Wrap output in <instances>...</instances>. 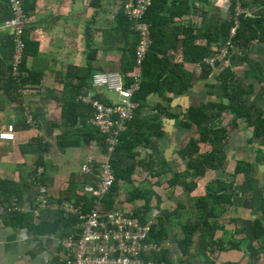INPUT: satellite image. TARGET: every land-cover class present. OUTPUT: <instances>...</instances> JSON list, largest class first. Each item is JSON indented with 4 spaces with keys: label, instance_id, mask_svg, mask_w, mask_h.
Instances as JSON below:
<instances>
[{
    "label": "crops",
    "instance_id": "crops-1",
    "mask_svg": "<svg viewBox=\"0 0 264 264\" xmlns=\"http://www.w3.org/2000/svg\"><path fill=\"white\" fill-rule=\"evenodd\" d=\"M125 1L35 0L34 9L29 12L34 20L26 27L24 57L19 65L20 74L16 76L12 72L13 36L11 29L5 26V21L12 17V10L7 0H0V127L13 123L17 135L14 141L0 140V264H66L69 251L59 240L75 230L77 215L49 207L36 212L35 207L40 185H44L50 201L72 200L85 210L90 208L92 194L87 187L96 186V173H84L81 167L90 152L98 153L101 148L82 144L62 150L59 135L82 125L78 122L72 126L63 121V105L77 93L79 85L88 86L82 91L92 89L95 72L120 71L125 82L130 80L135 59L129 48H134L138 41L135 29L124 25ZM242 4L247 15L264 12V0H242ZM232 9V0H167L159 14L153 7L148 20L151 26L157 22V46L168 50L166 55L172 69L183 65L190 75V86L176 93L153 92L147 97V104L137 109L136 121L144 120L155 130L158 121L163 136L153 135L147 144L138 147L132 181H121L118 199L127 210L139 209L145 204L142 194L152 192L147 195L150 196L149 213L157 211L159 216L167 211L170 216L169 237L160 244L173 264H207L206 254L215 264L249 261L246 247L217 250L215 255L203 254L196 251L194 242L196 246L190 249L189 257L181 253L178 240L184 236L183 225L198 218L197 200L206 197L209 189L219 191L221 183L232 184L226 191L233 193L235 203L218 218L221 226L215 232V238L226 245L244 240L246 245L253 236L252 221L264 213L262 202L254 196L258 193L264 197V144L254 138V126L246 116L235 117L229 110H225L217 122L221 121L227 128L226 134L218 135L213 141L199 142L195 154L201 156L216 147V155L224 168L190 170L186 178L190 189L181 183H169L174 178L173 171L181 173L187 167L188 159H184L180 151L191 138H199L196 125L186 128L180 124L182 118L202 104L229 103L221 78L226 70L241 78L245 87H252L246 98L262 109L264 116V36L253 40L248 47L236 46L230 56L211 67L209 73L199 62L184 60L183 40L192 38L193 45L205 46L209 38L223 33ZM185 28L192 31L186 34ZM193 36H197L195 40ZM224 38L220 35V41L211 44L212 50L218 48ZM86 73L89 80L83 81ZM10 74L22 87L12 91L6 80ZM29 76L35 80L39 77V81L23 83L22 77ZM80 93L76 95L77 100ZM99 95L109 102L118 100L116 92L101 90ZM78 118L81 119V115ZM134 131L142 132L138 122L131 127V132ZM98 157H102L100 152ZM39 160L44 171L37 176ZM239 163L249 166L236 172ZM250 178L255 179L252 187ZM69 186L75 187L71 197H63ZM132 192L138 197L130 199ZM209 201L215 204L212 197ZM16 205L20 208L15 209ZM226 207L221 203L217 209L221 211ZM71 217L77 218L76 223ZM194 237L196 239L197 235ZM258 262L264 264V251L259 252Z\"/></svg>",
    "mask_w": 264,
    "mask_h": 264
},
{
    "label": "trees",
    "instance_id": "trees-1",
    "mask_svg": "<svg viewBox=\"0 0 264 264\" xmlns=\"http://www.w3.org/2000/svg\"><path fill=\"white\" fill-rule=\"evenodd\" d=\"M34 3L35 0H26V3L24 1V9L28 15H30L29 12L34 9ZM166 3L167 0H153L152 4L148 7L145 13V20L148 21L149 19H151L150 16H152L154 12L153 7H156V14H159L165 7ZM123 14L125 16L124 20L126 22L124 24L125 27L127 25L126 28H130L132 26L135 29L134 20L129 18L127 13L124 11V5ZM241 19L242 24L233 39L235 46L248 47L253 40H261L263 38L264 12H260L255 15H247V13H245ZM157 25V22H153L151 26V34L153 41L143 63V78L141 82V87L134 95V99L139 102V108H142L144 105L147 104V97L153 92H162V90H168L176 93L190 86V75L183 69V65L178 64L177 67H174L172 69V66L168 61V56L166 55L168 54V50L166 48L157 46L155 37V35L157 34L155 32V26L157 27ZM231 25V19H229V22L224 24V30L222 34L225 38L221 41L222 43L228 37ZM135 31L137 33L138 41L139 33L136 29ZM184 31H186V34H189L192 31V28H185ZM222 34H218V36H213L212 38H209L208 44H206L205 46L193 45L192 38H189V40H186L187 38L184 39V60L191 62H199L200 64H202L204 71L209 73L211 71L212 66L205 61V57L210 55L214 51L211 48V44L213 42H219L220 35ZM208 35L211 34L208 33ZM196 37L197 36H193V39L195 40ZM189 45L191 49H188ZM136 46L132 49L129 48V51H132L134 54V59L136 53ZM243 58H245V56H243ZM88 75L89 74L86 73V75L83 77V81H85L86 79L89 80ZM23 77V83H27L29 81L37 83L39 81V77L38 79L36 78V80L34 77L31 78L30 76L27 78ZM221 78L223 82L224 93L225 96L229 98V103L224 104L212 102L204 105L202 104L199 107L192 108L184 115L185 118H182L180 124L186 128H191V126L195 124L197 132L199 134V138H191L188 144L180 151L181 156L184 159H188V164L186 169L181 173L173 171L174 178L169 181L170 184L181 183L187 189H190L191 184L186 180V178L191 174L190 170H198L199 172L200 168H203L201 171L206 168H224L223 162L216 155V147H214V149H212V151L210 152L202 153L201 156H197L195 154L196 152H198L199 142L207 141L208 139H210V141H213L215 140V138L219 137L218 135L224 136L226 134L227 128L222 125V122L220 121V124H217V122L221 119L222 113L225 110L232 111L235 117L242 115L246 116L248 122L252 126H254V138L264 144L263 111L262 109L258 108V106L255 105L253 102H249V100L247 99L248 97L246 98V96L251 94L252 87H248V85H246L245 87L243 85L244 82L242 81V79L236 77L230 69L226 70L225 74L222 75ZM6 80L9 83V86L12 88V91L19 87H22V84L17 83L15 79L11 76V74ZM85 84L86 83L79 85L76 89L77 93H75V95L71 99L66 100L63 105V121L70 123L72 126L76 125V123L78 122H81L82 125L78 129L69 130L68 132L59 135L58 142L60 143V147L63 150L70 145L78 146L82 144H92L93 140H96L98 142V147H100L101 150L104 152L102 153L101 150H98V153L100 152V154L103 156L107 153V143L105 141V135L102 134L98 128H96L89 122V118L93 114V111L90 108L91 106L85 105L76 98L77 94H79L84 88L88 87L84 86ZM126 85H128V83H126ZM95 93L97 94L96 96L100 97L106 103H111L105 100L102 95H99L98 90H95ZM136 113V116H134V118L130 121L128 125L130 129L127 128V130L120 135L119 143L116 146V150L110 155V161L113 166L116 179L106 199L107 207L114 205L116 202H119V204L121 205L120 200L118 199L119 189L121 188V181H132V175L137 166V162L133 160L135 156L139 154V151H137L138 147L142 144H147L148 138H151L153 135H155L156 137L163 136V131L161 130V123L157 121L155 125L158 126V129L156 130L153 129V127L149 128L144 120L138 119L136 121L139 112L136 111ZM80 115L82 117L81 119L78 118V116ZM134 122H138L140 124L142 132L138 134H136L135 131L131 132V127ZM211 133H213L212 136L214 137L211 136ZM95 153L98 154L97 152ZM142 162L143 161H140V163ZM38 163L39 164L36 165L35 171H38V169L40 168L39 165L40 163H42L41 160H39ZM246 166H249V164L239 163L236 167V172L245 170L247 168ZM227 183H221L222 186L221 188H219V191H213V189H209L208 195H210L209 197L213 198L215 204H213L212 201H209V197H202L197 200V206L199 208L200 214L194 222L183 225L184 236L178 240V245L180 247L181 253L189 257L190 249L195 244L194 242H196L197 244V246L195 244L196 251L203 254L204 252H210V254L215 255L217 250L221 251L229 248L241 249L243 247H246L249 252V261L246 264H261L258 262V259L259 252L264 251V213L261 217L257 219L255 218L252 221L253 236L250 238L249 241L247 240L246 245L242 244L243 241H234L233 243L226 245L215 238V232L221 226L218 222V218L224 213L225 210H227L231 205L235 203L234 199L232 198L233 193H228L226 191L228 187H230L232 184ZM249 183L250 187L254 186L255 179L250 178ZM74 188V186H69V188L63 192V197H71L70 194L72 191H74ZM135 190L137 191L139 189L135 188ZM132 193L133 195H130V199H135L136 197H138L135 196L134 192ZM148 194H151L150 190H148L147 193L142 194V196L145 198V204L141 208L134 210H125L132 211L137 216H140L141 219L145 220L146 215L150 212L151 208L149 203L150 196H147ZM254 196L258 200H260V202H262L261 207L264 211V197L258 193H255ZM255 197L253 198L255 199ZM221 203L226 204V206L228 207L222 208L223 210L218 211L217 207ZM17 212L18 211H15L14 213ZM12 217L15 218V214H13ZM169 217L170 216L167 211H163L157 217L155 222L152 224L149 233V239L151 241L160 244L169 237ZM71 218H73V223H76L77 218ZM244 223H246V221H244ZM71 231H74V229ZM195 235H197L196 239L194 237ZM256 243H258V246L256 245ZM206 255L207 257L205 258L207 264H215V261L210 260V258H208V254ZM155 258L157 259L156 264L161 261H164V264H173L171 258L167 256V251L165 250H162V252ZM223 264L239 263L225 262Z\"/></svg>",
    "mask_w": 264,
    "mask_h": 264
},
{
    "label": "built area",
    "instance_id": "built-area-1",
    "mask_svg": "<svg viewBox=\"0 0 264 264\" xmlns=\"http://www.w3.org/2000/svg\"><path fill=\"white\" fill-rule=\"evenodd\" d=\"M153 0H127L124 11L134 20V27L139 33L135 53V67L131 71L128 85L120 71H99L94 73L92 89L82 91L79 99L91 105L93 114L89 118L90 124L105 135L107 153L101 158L95 152L86 156L81 169L84 173H96V186L87 187L92 194L90 208L85 210L72 200L52 202L47 198L48 189L40 185V194L35 211L43 208L61 209L67 213L77 215L78 223L71 233L63 236L59 242L69 251L66 264H156L155 258L162 252L161 244L151 241L149 233L155 222L157 211L151 212L146 219H141L132 211L125 210L119 202L107 207L106 199L115 182V173L110 161V155L116 150L120 135L127 130L129 122L134 118L139 102L134 99L135 93L140 89L143 78V63L152 44L151 23L144 16ZM231 27L226 40L205 61L216 66L226 60L235 45L233 42L245 8L242 0H232ZM13 16L5 21V26L11 29L14 41L13 74H20L19 65L23 61L25 28L33 15H28L24 9V0H7ZM107 88L116 92L118 100L111 104L105 103L98 96L97 88ZM100 91V90H98ZM101 92V91H100ZM16 129L13 123H6L0 127V140L14 141ZM92 145L98 147L93 140ZM43 168L37 171L40 176ZM15 209L20 207L16 205ZM164 264V261L158 262Z\"/></svg>",
    "mask_w": 264,
    "mask_h": 264
},
{
    "label": "rangeland",
    "instance_id": "rangeland-1",
    "mask_svg": "<svg viewBox=\"0 0 264 264\" xmlns=\"http://www.w3.org/2000/svg\"><path fill=\"white\" fill-rule=\"evenodd\" d=\"M8 20H9V19H8ZM6 21H7V20H6ZM12 36H13V35H12ZM235 47H236V46H235ZM21 63H22V62H21ZM134 67H135V64H134ZM212 67H213V66H212ZM214 67H216V66H214ZM106 72H110V70H106ZM95 73H96V72H95ZM124 82H125V80H124ZM128 82H129V80H128L127 82H125V84L128 83ZM97 89L100 90V91H101V90H104V91L106 90V91L111 92V90L107 89L106 87H105V88H97ZM100 91H99V93H100ZM96 95H97V94H96ZM99 98H100V97H99ZM100 99H101V98H100ZM101 100H102V99H101ZM102 101H103V100H102ZM104 102H105V101H104ZM105 103H106V102H105ZM111 103H112V102H111ZM111 103H108V104H111ZM90 106H91V105H90ZM138 108H139V106H138ZM138 108H137V109H138ZM136 111H137V110H136ZM128 125H129V124H128ZM151 193H152V192H151ZM209 196H210V195H207L206 197H209ZM245 242H246V241L244 240L243 243H245ZM243 243H242V244H243Z\"/></svg>",
    "mask_w": 264,
    "mask_h": 264
},
{
    "label": "water",
    "instance_id": "water-1",
    "mask_svg": "<svg viewBox=\"0 0 264 264\" xmlns=\"http://www.w3.org/2000/svg\"><path fill=\"white\" fill-rule=\"evenodd\" d=\"M258 179H259L260 181H262L263 178H262L260 175H258Z\"/></svg>",
    "mask_w": 264,
    "mask_h": 264
},
{
    "label": "clouds",
    "instance_id": "clouds-1",
    "mask_svg": "<svg viewBox=\"0 0 264 264\" xmlns=\"http://www.w3.org/2000/svg\"><path fill=\"white\" fill-rule=\"evenodd\" d=\"M157 217H158V216H157ZM156 219H157V218H156ZM61 238H62V237H61ZM61 238H60V239H61Z\"/></svg>",
    "mask_w": 264,
    "mask_h": 264
}]
</instances>
